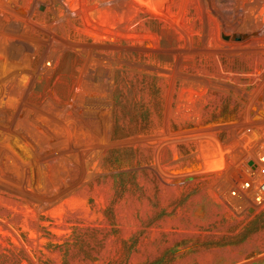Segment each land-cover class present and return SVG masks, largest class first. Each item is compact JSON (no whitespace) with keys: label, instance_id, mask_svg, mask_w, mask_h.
Wrapping results in <instances>:
<instances>
[{"label":"rangeland","instance_id":"374dc122","mask_svg":"<svg viewBox=\"0 0 264 264\" xmlns=\"http://www.w3.org/2000/svg\"><path fill=\"white\" fill-rule=\"evenodd\" d=\"M0 264H264V0H0Z\"/></svg>","mask_w":264,"mask_h":264}]
</instances>
